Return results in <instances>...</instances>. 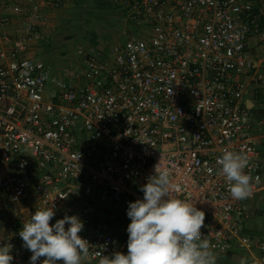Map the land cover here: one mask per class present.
<instances>
[{"label": "built area", "instance_id": "2783aa9c", "mask_svg": "<svg viewBox=\"0 0 264 264\" xmlns=\"http://www.w3.org/2000/svg\"><path fill=\"white\" fill-rule=\"evenodd\" d=\"M47 2L0 0V246L12 245L11 264H31L19 231L37 208L52 205L53 218L84 223L79 235L90 247L81 264L126 255L124 230L114 234L95 218L142 200L159 161L177 185L173 196L205 213L201 233L213 254L236 248L249 264H264V223L257 235H243L248 204L264 192L243 97L249 77L264 105V69L249 75L256 63L246 52L252 34L264 63V9L252 13L249 0H112L127 24L125 42L107 52L78 49L83 68L60 78L21 55L28 42L43 40ZM225 150L248 157L246 199L231 198L219 174Z\"/></svg>", "mask_w": 264, "mask_h": 264}, {"label": "clouds", "instance_id": "9594fccd", "mask_svg": "<svg viewBox=\"0 0 264 264\" xmlns=\"http://www.w3.org/2000/svg\"><path fill=\"white\" fill-rule=\"evenodd\" d=\"M219 174L228 182L231 198L243 200L252 195V176L245 172L249 160L243 152L225 150L217 158ZM155 174L142 186L143 199L128 205L127 254L102 255L99 264H216L210 244L203 239L205 213L195 202L173 196L177 190L170 171L155 166ZM67 194L61 198H66ZM54 205L37 208L30 220L23 222L19 236L31 253V264H81L89 255V242L79 233L84 223L75 215L50 221ZM68 225L66 228L65 226ZM12 245L0 246V264H11ZM243 264V262H242Z\"/></svg>", "mask_w": 264, "mask_h": 264}, {"label": "rangeland", "instance_id": "374dc122", "mask_svg": "<svg viewBox=\"0 0 264 264\" xmlns=\"http://www.w3.org/2000/svg\"><path fill=\"white\" fill-rule=\"evenodd\" d=\"M95 0H86L85 4L78 9L72 6L60 9L54 8V16L46 31H49L46 41L40 43L30 56L34 60L45 62L52 74L63 78L66 72L83 68L77 51L80 48L96 47L104 48L105 52L113 44H123L127 38V24L119 16V11L113 9L111 4L106 3L105 7L97 8ZM87 5V7H86ZM74 15L72 17H69ZM94 38V39H93ZM95 41L96 45L92 44ZM256 59L258 54L252 55ZM251 112V122L254 126L251 138L255 149L260 154L259 160L264 172V123L259 124L264 114L263 104L254 102ZM260 109L262 111H260ZM254 207V206H253ZM256 209H253L251 218L252 227L249 231L252 235L258 234V228L264 223V192L259 193L255 202ZM111 229H114L113 227ZM216 264H248L247 255L234 248L229 256L216 255Z\"/></svg>", "mask_w": 264, "mask_h": 264}, {"label": "crops", "instance_id": "0c3cea01", "mask_svg": "<svg viewBox=\"0 0 264 264\" xmlns=\"http://www.w3.org/2000/svg\"><path fill=\"white\" fill-rule=\"evenodd\" d=\"M249 1L253 4V9L254 10L259 11V10H263L264 9V0H249ZM110 2L113 4L112 0H110ZM69 6L73 7L72 10L74 8L76 9V7L74 5V0H65L64 2H59V3H56L55 0H48V2L46 3V5L43 8V21L40 24V26L38 27L41 35L43 36V40L35 41V42L34 41L28 42L26 44L25 50L21 53L22 56H25V57L33 56L34 55L33 53H34V50L36 49V47L40 43L43 44V42L46 41V37L48 36V33H49V31H46V28L50 25V24H48V20L51 21L52 16H54V13L57 11L56 10L54 12V8H57V9L61 10L62 8L69 7ZM114 7L118 11V9H117V7L115 5H114ZM0 14H1V12H0ZM72 16H74V15L70 14L69 17H72ZM119 16L124 20V18L120 15V13H119ZM20 21H21V18L16 17L14 19L13 23H12V26L10 27V32H11V34L14 37L17 34H19V32H20ZM124 22H125V20H124ZM96 47H98V46H96ZM246 52L251 57H252V55H256V54H258V56H259V54L261 52V48H260L259 42L255 38V36L252 35V34L249 35ZM254 61L256 63V68L252 72H250L249 75L256 76V75L262 74L263 73V69H264V63H260V60L258 59V57L256 59H254ZM248 78L249 77H244V82L246 84V87H245V91H244L243 97H244L245 106L250 109V112H252V110L254 108V105H255L254 102L255 101L261 102L262 98H263V95H262L263 93H262L261 89L258 88L255 84H253L252 81L250 82L248 80ZM260 111H262V110L260 109ZM260 114H264V111L260 112ZM253 128H254V126L252 124L251 133L253 132ZM261 137H262V139L264 141V136L261 135ZM259 156H260V154H259ZM256 199H257V197L255 198V200L249 202V204H248L250 213H252V214H253V209L257 208V207H255ZM58 219H59V217L58 218L55 217V218H53L50 221V223L51 224H55L56 220H58ZM247 227H249V229L247 228L248 232H246V233L250 234L249 231L251 230L250 228L252 227L251 220L249 221ZM248 264H249V262H248Z\"/></svg>", "mask_w": 264, "mask_h": 264}, {"label": "trees", "instance_id": "16d2710c", "mask_svg": "<svg viewBox=\"0 0 264 264\" xmlns=\"http://www.w3.org/2000/svg\"><path fill=\"white\" fill-rule=\"evenodd\" d=\"M85 1L86 0H74V5L76 9H78L81 5L83 6L85 4ZM95 3H96L95 5L97 6V8L105 7L106 3L111 4L113 9L115 8L114 5L110 2V0H95ZM256 12H257L256 10H253L252 13H256ZM92 44L96 45L95 41H92ZM102 219L106 220L109 223V225L113 226L114 229L112 230L114 234H117L120 229H123L124 236L128 238L127 227L131 221H130V218L127 216V210H122L115 214H112L109 212L102 213V211L100 210L95 218V221L98 222ZM246 232H248L247 229L244 230L243 232L244 236L245 234H247ZM229 254H230V251H228L225 255L229 256Z\"/></svg>", "mask_w": 264, "mask_h": 264}]
</instances>
